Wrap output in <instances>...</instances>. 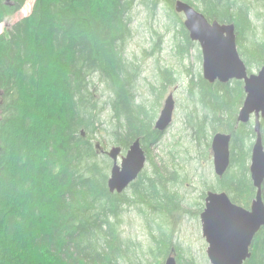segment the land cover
<instances>
[{"label":"trees","instance_id":"16d2710c","mask_svg":"<svg viewBox=\"0 0 264 264\" xmlns=\"http://www.w3.org/2000/svg\"><path fill=\"white\" fill-rule=\"evenodd\" d=\"M176 1L34 0L26 16L0 33V264H140L129 261L134 246L119 233L132 202L129 188L134 198L162 205L166 184L156 168L146 176L145 167L128 190L109 193L111 161L102 153L107 144L100 141L101 131L122 154L136 139L144 152L159 142L153 118L135 103L141 70L124 54L133 37L136 6L152 18L159 8L171 16ZM181 1L209 22L233 24L247 72L262 67L264 0ZM25 2L0 0V23ZM251 15L263 19L258 33ZM170 20L183 58L192 42L181 21ZM170 75L167 70L161 75L169 85L174 82ZM190 84L196 86L191 97L203 110L187 113L196 139L207 138L209 147L210 132L231 136L228 169L206 191L225 192L232 203L249 209L256 189L248 159L256 134L252 123H237L243 82L209 83L199 74ZM106 111L108 130L102 127ZM260 134L264 147V118ZM261 189L264 203V181ZM150 209L169 217L163 209ZM169 237L164 247L156 245L160 264L171 251L176 264H195L174 250ZM242 264H264V226Z\"/></svg>","mask_w":264,"mask_h":264},{"label":"rangeland","instance_id":"374dc122","mask_svg":"<svg viewBox=\"0 0 264 264\" xmlns=\"http://www.w3.org/2000/svg\"><path fill=\"white\" fill-rule=\"evenodd\" d=\"M33 3L34 0H26L24 7L17 14L0 23V33L19 18L26 16ZM133 13V37L127 44L124 56L141 70L133 90L135 103L146 109L153 118L154 127L166 97L172 94L174 100L171 124L161 133L159 142L146 149V176L156 168L164 185L167 180L175 181L171 185L166 184V194L163 191L166 204L162 205L148 203L142 196L140 200L134 198L132 189L129 188L132 202L122 215L119 233L123 240H129V247L134 246L131 250L133 257L129 261L160 264L162 258L156 254V245L164 247L163 240L167 241L166 237L170 236L169 241L179 255L191 256L195 264H211L206 254L208 244L202 235L200 218L196 212L201 202V193L206 192V188L216 187L217 175L213 168L211 144L207 146V138L196 139L194 127L190 123L193 117L187 115L188 112L203 114L202 106L191 97H196V86L190 84L195 75H202L201 48L198 42L191 41L193 47L188 54L183 58L178 54L175 36L179 35L172 27L170 19L176 18L183 24L182 14L180 19L175 16L178 13L173 10V14L168 16L167 11L159 8L156 16L152 18L141 5H137ZM251 18L256 33L260 32L263 19H257L254 15H251ZM198 51L201 55L200 61ZM165 70L171 73L170 77L174 81L171 85L161 79ZM243 93L245 99V92ZM239 108L241 105L238 112ZM108 113L109 111H106L103 117L105 123L102 127L106 130L109 127ZM101 133L103 139L100 141L103 140L107 144L108 150L112 146L108 142L110 136L106 131ZM214 134H208L209 143ZM150 207L163 209L169 217L153 215ZM160 236L163 238L159 239Z\"/></svg>","mask_w":264,"mask_h":264},{"label":"water","instance_id":"95a60500","mask_svg":"<svg viewBox=\"0 0 264 264\" xmlns=\"http://www.w3.org/2000/svg\"><path fill=\"white\" fill-rule=\"evenodd\" d=\"M173 10L184 16L183 25L191 41L198 42L202 54V77L209 83L242 81L245 99L237 115V123H248L254 117L255 141L251 148L249 173L256 189L250 209L238 206L225 192L208 191L205 207L200 214L202 235L208 244L206 254L211 264H242L251 256L252 240L264 226V147L260 134V119L264 117V63L257 72H247V67L237 49L233 24L209 22L192 5L177 0ZM174 100L169 94L164 100L154 129L162 133L172 122ZM231 136L215 133L211 139L213 168L217 177L227 171L230 164ZM99 148V144H96ZM111 161L107 179L109 193L120 194L142 172L146 156L139 139H136L122 154L119 146L102 150ZM164 264H176L170 254Z\"/></svg>","mask_w":264,"mask_h":264},{"label":"flooded vegetation","instance_id":"af4514ba","mask_svg":"<svg viewBox=\"0 0 264 264\" xmlns=\"http://www.w3.org/2000/svg\"><path fill=\"white\" fill-rule=\"evenodd\" d=\"M264 118V117H263ZM262 119V118H261ZM248 123H252L253 124V127H254V117L252 116L251 117V120L248 122ZM247 124V123H246ZM145 156H146V161H145V165H147L148 166V153H147V151H145ZM145 165H144V167H145ZM143 170H144V168H143ZM142 170V171H143ZM175 180H167L166 181V184L167 185H171V183L172 182H174ZM130 186V185H129ZM166 187V186H165ZM209 190H207L206 191V193H205V195H204V198L203 199H201V202L198 204V209H197V215L199 216V218H200V214H201V212L204 210V207H205V198H206V194H207V192H208ZM165 194H166V191H165ZM165 197H166V195H165ZM252 203V202H251ZM203 205V206H202ZM251 205V204H250ZM249 209H250V207H249ZM249 209H247V210H249ZM200 223H201V221H200ZM252 242H253V240H252ZM208 247V246H207ZM252 248V247H251ZM170 254H173V251H171V253ZM174 256V255H173Z\"/></svg>","mask_w":264,"mask_h":264},{"label":"bare ground","instance_id":"6f19581e","mask_svg":"<svg viewBox=\"0 0 264 264\" xmlns=\"http://www.w3.org/2000/svg\"><path fill=\"white\" fill-rule=\"evenodd\" d=\"M156 121V120H155ZM210 144H211V142H210ZM252 148V147H251ZM122 150V149H121ZM106 156V155H105ZM203 206V205H202Z\"/></svg>","mask_w":264,"mask_h":264}]
</instances>
